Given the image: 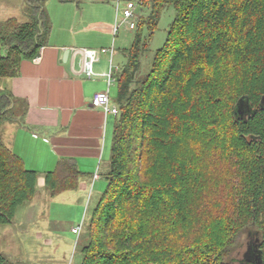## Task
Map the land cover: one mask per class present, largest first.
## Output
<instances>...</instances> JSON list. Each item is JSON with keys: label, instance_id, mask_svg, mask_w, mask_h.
<instances>
[{"label": "trees", "instance_id": "obj_1", "mask_svg": "<svg viewBox=\"0 0 264 264\" xmlns=\"http://www.w3.org/2000/svg\"><path fill=\"white\" fill-rule=\"evenodd\" d=\"M45 1L27 0L26 21H0V127L27 111L1 82L47 42ZM139 2L149 13L115 74L107 183L80 233V264H233L249 228L247 254L264 264V0ZM167 5L174 19L142 73L143 30L151 39ZM83 175L61 158L45 185L55 196ZM38 176L0 133V224L35 198Z\"/></svg>", "mask_w": 264, "mask_h": 264}, {"label": "crops", "instance_id": "obj_2", "mask_svg": "<svg viewBox=\"0 0 264 264\" xmlns=\"http://www.w3.org/2000/svg\"><path fill=\"white\" fill-rule=\"evenodd\" d=\"M116 4L121 9L125 0ZM26 5L27 0H0V21L21 20V15L26 21ZM44 9L52 25L47 42L39 55L21 62L16 76L1 82L28 105L22 120L1 125L0 129L6 124L1 136L39 176L53 170L61 158L74 159L84 173L77 189L83 192L106 181L115 115L93 107L92 100L95 93L108 89L111 61L119 67L126 62L127 47L117 49L114 43L113 53H100L94 63L96 74L88 78L82 49L110 47L115 40L112 0H46ZM109 92L116 105V83Z\"/></svg>", "mask_w": 264, "mask_h": 264}, {"label": "rangeland", "instance_id": "obj_3", "mask_svg": "<svg viewBox=\"0 0 264 264\" xmlns=\"http://www.w3.org/2000/svg\"><path fill=\"white\" fill-rule=\"evenodd\" d=\"M128 1L137 4L136 12L139 16L148 15L149 8L142 6L140 0H125V3ZM112 6L116 14V0H112ZM119 15L122 16V12ZM174 16L173 6L167 5L162 9L158 27L151 39L150 31L147 28L143 30V36L148 39V52L142 58V73L149 69L154 52L164 44ZM20 19L26 17L21 15ZM135 32V29L122 25L114 40L115 47H130ZM114 59L116 62L117 59ZM5 125L0 129L2 134L5 133ZM105 187L106 181L102 180L100 185L83 192L69 190L53 196L42 174L38 177L35 198L18 207L12 223L0 224V253L8 258L9 264H80L82 232L77 236L72 228L82 221L86 224ZM255 238L252 228L242 232L238 246L231 255L233 264H255V254H247L251 243L256 242Z\"/></svg>", "mask_w": 264, "mask_h": 264}, {"label": "built area", "instance_id": "obj_4", "mask_svg": "<svg viewBox=\"0 0 264 264\" xmlns=\"http://www.w3.org/2000/svg\"><path fill=\"white\" fill-rule=\"evenodd\" d=\"M137 4L133 1H128L125 3L123 8H119L117 6V12H116V19L112 28L113 36L114 38L118 35L120 27L122 25H125L129 29H136L138 20L141 16H139L136 12ZM122 12V16L119 15V13ZM114 50V41L113 44L110 47H101L99 49L94 48H85L82 49V52L84 54V65H83V72L88 78H92L95 76V70H94V63L98 58V55L100 53L105 52H111L113 53ZM120 70L119 66H116L115 64H112L109 71L106 73V77L108 80V89L105 91H99L95 93L93 100H92V106L101 108L106 114H114L116 115L118 113V108L116 105L112 103L111 95L109 92V87L116 83V73ZM98 177V172L96 171L94 174V178ZM84 226V222L82 221L81 224H79L76 227H73L72 231L79 235L82 232Z\"/></svg>", "mask_w": 264, "mask_h": 264}]
</instances>
